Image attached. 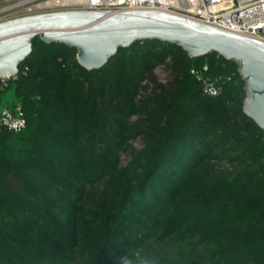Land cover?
I'll use <instances>...</instances> for the list:
<instances>
[{
  "label": "trees",
  "instance_id": "trees-1",
  "mask_svg": "<svg viewBox=\"0 0 264 264\" xmlns=\"http://www.w3.org/2000/svg\"><path fill=\"white\" fill-rule=\"evenodd\" d=\"M204 61L234 72L219 95ZM6 89L25 125L0 126V264H264V130L233 60L141 39L86 69L34 36Z\"/></svg>",
  "mask_w": 264,
  "mask_h": 264
},
{
  "label": "water",
  "instance_id": "water-1",
  "mask_svg": "<svg viewBox=\"0 0 264 264\" xmlns=\"http://www.w3.org/2000/svg\"><path fill=\"white\" fill-rule=\"evenodd\" d=\"M34 36L74 47L76 62L86 69L100 67L118 46L141 39L174 43L189 57L214 51L236 63L242 112L264 130V41L152 9L41 12L0 21V78L17 73Z\"/></svg>",
  "mask_w": 264,
  "mask_h": 264
},
{
  "label": "built area",
  "instance_id": "built-area-1",
  "mask_svg": "<svg viewBox=\"0 0 264 264\" xmlns=\"http://www.w3.org/2000/svg\"><path fill=\"white\" fill-rule=\"evenodd\" d=\"M0 13L20 12L18 16L57 10L124 11L152 9L173 13L226 31L264 41V0H5ZM12 18V17H8ZM2 20V19H1ZM0 20V21H1ZM189 74L199 84L201 92L216 96L230 81L234 72L211 73L207 62L191 66ZM16 74L10 79L15 78ZM2 84L5 79L0 78ZM25 125L20 105L0 109V126L18 133Z\"/></svg>",
  "mask_w": 264,
  "mask_h": 264
},
{
  "label": "rangeland",
  "instance_id": "rangeland-1",
  "mask_svg": "<svg viewBox=\"0 0 264 264\" xmlns=\"http://www.w3.org/2000/svg\"><path fill=\"white\" fill-rule=\"evenodd\" d=\"M6 3L7 2L5 0H0V6L4 5ZM19 14H20V12H14V11L3 12V13H0V20L1 19L2 20L8 19V17H16ZM153 76L156 79V81L159 83H165L166 81L169 80V72H168L167 68L163 65H160L153 70ZM12 103H13V97H12L11 89H6L2 93L1 106L7 107V108H12L14 106ZM131 144L133 147L138 148L140 145V140L136 139L133 142H131ZM120 159H121L122 163H125L127 160V154L122 153L120 155Z\"/></svg>",
  "mask_w": 264,
  "mask_h": 264
},
{
  "label": "bare ground",
  "instance_id": "bare-ground-1",
  "mask_svg": "<svg viewBox=\"0 0 264 264\" xmlns=\"http://www.w3.org/2000/svg\"><path fill=\"white\" fill-rule=\"evenodd\" d=\"M173 14V13H172ZM175 15V14H174Z\"/></svg>",
  "mask_w": 264,
  "mask_h": 264
},
{
  "label": "crops",
  "instance_id": "crops-1",
  "mask_svg": "<svg viewBox=\"0 0 264 264\" xmlns=\"http://www.w3.org/2000/svg\"><path fill=\"white\" fill-rule=\"evenodd\" d=\"M5 20V19H4Z\"/></svg>",
  "mask_w": 264,
  "mask_h": 264
}]
</instances>
